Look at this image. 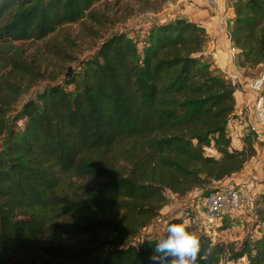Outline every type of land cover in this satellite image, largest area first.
Wrapping results in <instances>:
<instances>
[{"label": "trees", "instance_id": "obj_1", "mask_svg": "<svg viewBox=\"0 0 264 264\" xmlns=\"http://www.w3.org/2000/svg\"><path fill=\"white\" fill-rule=\"evenodd\" d=\"M102 1L0 0V55L15 71H28L9 54L14 42L40 41L92 18ZM232 4L239 64L262 66L264 0ZM207 39L206 28L186 17L153 24L143 47L126 32L113 33L64 84L21 105L20 129L10 126L8 113L21 91L0 81V142L7 134L0 155V259L48 234H68L78 245L58 254L70 262L152 264L159 237L141 232L167 203L165 192L204 190L243 169L257 153L255 136L247 134L242 148L232 146L237 88L205 53ZM254 203L256 223H264V195ZM198 238V264L225 258L264 264V235L240 247L201 230Z\"/></svg>", "mask_w": 264, "mask_h": 264}, {"label": "rangeland", "instance_id": "obj_2", "mask_svg": "<svg viewBox=\"0 0 264 264\" xmlns=\"http://www.w3.org/2000/svg\"><path fill=\"white\" fill-rule=\"evenodd\" d=\"M175 4L177 0H104L96 4L90 14L92 18L69 23L40 41L14 42V47L9 54H17L23 61V67L28 71H22L19 68L15 71L9 60H5L6 57L0 55V81L5 79L6 83L7 79V86L16 85L21 91L16 103L9 108L10 126L20 129L23 121L17 117L21 105L29 99L36 98L37 94L52 84H64L67 77L80 70L82 61L95 54L103 40L113 33L123 31L134 39L142 41L149 27L159 23L165 15L168 17L176 14ZM220 41L224 47L227 46L225 33L221 34ZM213 61L216 69L222 73L218 63ZM226 61L227 53H223L220 62L225 68L227 67ZM244 69L245 72H243ZM244 69L241 70L243 75L256 77L263 71V66ZM15 72L18 76L14 78L11 75ZM6 143L7 134L1 138L0 155ZM206 152L212 153L209 150ZM222 183L233 184L223 181L213 182L204 190L194 189L181 196L166 191L167 203L160 210L159 216L153 219L141 233L160 237L165 234L168 222L176 218H184L183 222L190 224L188 218L191 217L190 213L200 216L205 194L215 190ZM261 195L264 194H260L257 199H260ZM254 207L255 205L226 215L219 223L221 226L218 227V234L213 235L212 239L240 247L245 239H256L264 235V223H256L255 210L257 207L256 209ZM192 225L195 228L190 231L199 237L200 227L196 224ZM77 241L68 234H48L42 238L39 245L26 251L11 253L0 259V264H80L70 262L62 254H58L60 248L76 247ZM222 264H248V261L247 259L229 261L225 258Z\"/></svg>", "mask_w": 264, "mask_h": 264}, {"label": "crops", "instance_id": "obj_3", "mask_svg": "<svg viewBox=\"0 0 264 264\" xmlns=\"http://www.w3.org/2000/svg\"><path fill=\"white\" fill-rule=\"evenodd\" d=\"M233 0H218L216 8L210 0H177V9L171 16H163L159 23L174 20L176 17H186L196 23L203 25L208 33L207 43L204 47L206 54L222 66L220 59L225 53V47L221 43L222 16L234 18ZM244 68L242 67V70ZM245 72V69L244 71ZM252 96L249 93L237 90L235 92V110L229 122L228 133L232 138V146L242 148L244 137L253 132L254 144L257 150L255 156L250 158L243 169L223 182H232L235 185H242L252 181L254 191L257 194H264V129H252ZM213 154L215 152L209 149ZM259 195H257L259 197ZM257 197V198H258ZM256 198V199H257Z\"/></svg>", "mask_w": 264, "mask_h": 264}, {"label": "built area", "instance_id": "obj_4", "mask_svg": "<svg viewBox=\"0 0 264 264\" xmlns=\"http://www.w3.org/2000/svg\"><path fill=\"white\" fill-rule=\"evenodd\" d=\"M218 7V0H210ZM221 33L226 34L227 61L225 68L223 65L218 66L224 73V77L230 81L237 90L249 93L252 96V129H264V64L263 71L256 77H247L242 74V67L239 64V48L235 44L231 29L232 19L222 16ZM145 43L140 41L139 46L143 47ZM232 65V67L230 66ZM256 193L252 181L235 185L222 183L218 188L205 194L202 200V211L200 216H194L189 219L190 224H196L200 229L209 236L218 234L219 223L224 217L234 211H243L254 205ZM142 235V234H141ZM243 260L245 258H242Z\"/></svg>", "mask_w": 264, "mask_h": 264}, {"label": "clouds", "instance_id": "obj_5", "mask_svg": "<svg viewBox=\"0 0 264 264\" xmlns=\"http://www.w3.org/2000/svg\"><path fill=\"white\" fill-rule=\"evenodd\" d=\"M201 244L185 222L169 223L150 257L152 264H198Z\"/></svg>", "mask_w": 264, "mask_h": 264}]
</instances>
